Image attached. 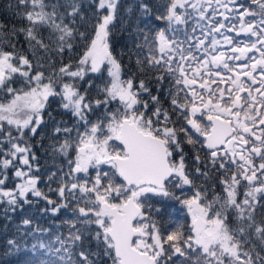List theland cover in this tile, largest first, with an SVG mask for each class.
I'll list each match as a JSON object with an SVG mask.
<instances>
[{
	"label": "snow or ice",
	"instance_id": "snow-or-ice-1",
	"mask_svg": "<svg viewBox=\"0 0 264 264\" xmlns=\"http://www.w3.org/2000/svg\"><path fill=\"white\" fill-rule=\"evenodd\" d=\"M12 7L21 26L0 22V218L20 222L5 255L264 264V0H135L119 52L122 0ZM37 147L60 164L41 171ZM162 201L186 211V232L163 230Z\"/></svg>",
	"mask_w": 264,
	"mask_h": 264
},
{
	"label": "trees",
	"instance_id": "trees-1",
	"mask_svg": "<svg viewBox=\"0 0 264 264\" xmlns=\"http://www.w3.org/2000/svg\"><path fill=\"white\" fill-rule=\"evenodd\" d=\"M16 0H0V22L7 23L9 26L16 24L17 27L21 26L22 22L14 17V12L17 10L15 7L9 8V5L15 6ZM153 4H160L163 0H151ZM123 7L120 9V14L116 23V27L113 29V44L117 52L121 49L124 43L127 41L128 33L122 31V26L126 24L128 20L135 22L139 17V12L135 8V0H122ZM131 5L133 11L131 13L127 12V7ZM155 8L153 9V14H155ZM99 83V81H97ZM18 86V85H16ZM58 120L61 119L60 116L56 117ZM64 120L70 121V117L64 116ZM39 139V137H37ZM48 143L49 141H45ZM37 156L39 158V165L41 171L52 168L54 165L58 166L60 160L54 158L45 153L44 149L37 147L36 149ZM197 184L201 183V180L196 181ZM160 199V198H154ZM39 207H43L41 204ZM163 209L160 213V222L163 225V230L171 231L176 224L184 225L185 232L187 231V226L190 224L189 217L186 214V211L182 210L179 204H176L173 201H162L157 205ZM33 213L36 212V209L31 210ZM38 215V214H37ZM20 222V217L17 215L11 223L0 218V264H25L27 256L23 253L19 255L8 256L5 255V242L7 239L15 235L16 225ZM41 223L44 226L48 225L46 219H41ZM172 227H169V226Z\"/></svg>",
	"mask_w": 264,
	"mask_h": 264
},
{
	"label": "flooded vegetation",
	"instance_id": "flooded-vegetation-1",
	"mask_svg": "<svg viewBox=\"0 0 264 264\" xmlns=\"http://www.w3.org/2000/svg\"><path fill=\"white\" fill-rule=\"evenodd\" d=\"M189 217V216H188ZM189 220H190V217H189Z\"/></svg>",
	"mask_w": 264,
	"mask_h": 264
}]
</instances>
